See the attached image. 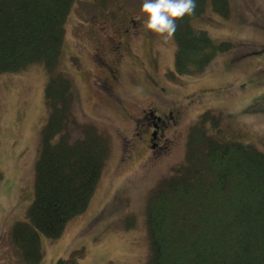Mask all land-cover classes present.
<instances>
[{
    "label": "rangeland",
    "instance_id": "rangeland-1",
    "mask_svg": "<svg viewBox=\"0 0 264 264\" xmlns=\"http://www.w3.org/2000/svg\"><path fill=\"white\" fill-rule=\"evenodd\" d=\"M142 3L76 0L66 15L59 68L75 84V119L97 124L109 136L111 151L87 210L60 237L40 234L38 264L75 254L78 264H145L147 198L184 162L197 113H225L223 126L264 151V0H230L228 18L204 5L190 19L193 27L234 47L201 74L173 80L166 72L175 69L177 43L172 34L165 39L144 27ZM44 68L33 63L0 73V264H26L11 236L13 226L27 220L35 197V162L49 111ZM169 107L176 121L168 118L169 126L154 140L146 129L139 137L147 125L145 110L164 114ZM75 119L71 130L79 134Z\"/></svg>",
    "mask_w": 264,
    "mask_h": 264
},
{
    "label": "trees",
    "instance_id": "trees-1",
    "mask_svg": "<svg viewBox=\"0 0 264 264\" xmlns=\"http://www.w3.org/2000/svg\"><path fill=\"white\" fill-rule=\"evenodd\" d=\"M75 1L0 0V73L42 63L49 77L35 197L27 220L17 222L11 236L26 264L43 258L40 234L60 237L67 223L87 210L111 151L106 132L75 119V84L59 68L66 15ZM207 4L229 12V0H195L193 11L177 19L175 74L202 73L232 47L192 26L190 19ZM222 113L203 112L190 129L184 162L149 193L145 264H264V151L223 126ZM74 119L79 134L71 130ZM56 264H78V256Z\"/></svg>",
    "mask_w": 264,
    "mask_h": 264
},
{
    "label": "clouds",
    "instance_id": "clouds-1",
    "mask_svg": "<svg viewBox=\"0 0 264 264\" xmlns=\"http://www.w3.org/2000/svg\"><path fill=\"white\" fill-rule=\"evenodd\" d=\"M194 7L195 0H143L144 27L166 39L176 31L177 19L191 13Z\"/></svg>",
    "mask_w": 264,
    "mask_h": 264
},
{
    "label": "flooded vegetation",
    "instance_id": "flooded-vegetation-1",
    "mask_svg": "<svg viewBox=\"0 0 264 264\" xmlns=\"http://www.w3.org/2000/svg\"><path fill=\"white\" fill-rule=\"evenodd\" d=\"M146 118H145V121L147 122V125H146V127H144L143 129H142V131L145 129V128H148V129H150L151 127L153 128V129H155V128H158L159 127V129L161 128V127H165L166 125H169V123H168V120L167 119H164V117H161V118H158L159 116H157L156 114H155V112H154V110H151V111H146ZM167 118H170V117H173V111L172 110H170V111H168V113H166V114H164ZM138 124H139V126H141V124H142V122H137V128H138ZM139 129V128H138ZM162 130H164V129H162ZM160 132V131H159ZM159 132L157 131L156 132V134L158 133L159 134ZM152 133L153 132H151L150 131V141L153 139V136H152ZM138 135H139V137H142V135H141V133L140 132H138L137 133ZM143 138V137H142Z\"/></svg>",
    "mask_w": 264,
    "mask_h": 264
}]
</instances>
